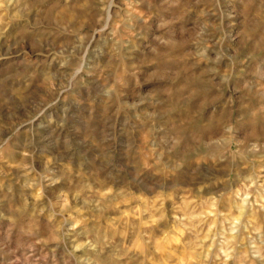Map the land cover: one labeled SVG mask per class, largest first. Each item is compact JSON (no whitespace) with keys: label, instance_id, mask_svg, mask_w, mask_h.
<instances>
[{"label":"rangeland","instance_id":"374dc122","mask_svg":"<svg viewBox=\"0 0 264 264\" xmlns=\"http://www.w3.org/2000/svg\"><path fill=\"white\" fill-rule=\"evenodd\" d=\"M0 264H264V0H0Z\"/></svg>","mask_w":264,"mask_h":264}]
</instances>
